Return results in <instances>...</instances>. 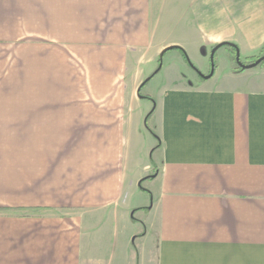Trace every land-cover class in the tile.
Returning a JSON list of instances; mask_svg holds the SVG:
<instances>
[{"label":"crops","instance_id":"crops-1","mask_svg":"<svg viewBox=\"0 0 264 264\" xmlns=\"http://www.w3.org/2000/svg\"><path fill=\"white\" fill-rule=\"evenodd\" d=\"M226 42L264 0H0V264H264V65L165 52Z\"/></svg>","mask_w":264,"mask_h":264},{"label":"trees","instance_id":"trees-1","mask_svg":"<svg viewBox=\"0 0 264 264\" xmlns=\"http://www.w3.org/2000/svg\"><path fill=\"white\" fill-rule=\"evenodd\" d=\"M220 47H228V48H230V49L232 50V52H233V59H234V61L236 62V68H235L234 70H235V71H238V72H241V71L245 70L244 66H245L246 64H250V63L255 62V61H256L261 55L264 54V48H263L262 51L259 53V55H257V56L246 57V59H249L248 62H246V63H242V62H240L239 59L237 60V58H239V53H238L239 51H238V47H237L236 45H233V44H231V43H227V42H226V43H222V44L220 45ZM220 47H219V48H220ZM168 50H178V51L181 53V56H182L184 62L186 63V65L189 66L192 70H195V71H196V68L194 69L193 65L191 64V62H190L189 59H188L187 54L185 53V51H184L181 47H179V46H173V47H171V48H169V49H166L165 52L168 51ZM210 60H211V69H212L213 72H214L213 57H211ZM262 65H264V60L258 65V67H259V66H262ZM256 67H257V66H256ZM160 68H161V59L159 58V60H158V67H157V69H156V70H155V71L149 76V79H150L152 76H154L157 72H159ZM211 76H212V75H210V73H209V74H207L206 76L202 75V76H200V77H201V79H206V78H209V77H211ZM142 86H143V84L141 85V87H142ZM141 87H140V88H141ZM140 88H139V90H138L139 97H141V98H147V99L150 100L149 97H144V96H142V95L140 94ZM151 115H152V111L146 116V119H145V125H146V126H147L148 119L151 117ZM147 129H148V131L151 133V135H152V136L158 141V142H157V145H156V148H158L159 145H160L159 138L154 134V132H153L148 126H147ZM153 176H154V175H149V176L143 178V179L140 181L139 188H140L142 191L148 193L147 190H145L144 188H142L141 184H142V182L145 181V180H151V179L153 178ZM148 194H149V193H148ZM149 195H150V194H149ZM147 209H148V208H147ZM1 210H2V209H1ZM3 210H7V209H3Z\"/></svg>","mask_w":264,"mask_h":264},{"label":"rangeland","instance_id":"rangeland-1","mask_svg":"<svg viewBox=\"0 0 264 264\" xmlns=\"http://www.w3.org/2000/svg\"><path fill=\"white\" fill-rule=\"evenodd\" d=\"M170 51H175V50H169V51H167V53H171ZM167 57V56H166ZM210 58H211V54H209V56L208 57H200V59H201V61H202V63L204 64V65H206L207 66V71L206 72H208L207 74H209L210 73V69H211V60H210ZM239 60H240V62H242V63H246V62H248V60L249 59H246V57L245 58H243V57H240V54H239ZM190 61V60H189ZM191 62V61H190ZM230 65H236V62L234 61V59H233V52H232V50L230 49V48H228V47H220V48H218L216 51H215V53H214V55H213V65H214V71L217 69V70H220V68L222 67V65H224V66H229V64ZM161 64H162V62H161ZM165 64H166V61H165ZM192 65H193V67H194V69L196 68V73L199 75V76H202L203 74H201V72H200V70L198 69V67L195 65V64H193V63H191ZM246 65H249V64H246ZM245 65V66H246ZM157 67H158V64H157ZM157 67H156V69H157ZM155 69V70H156ZM154 70V71H155ZM192 71V70H191ZM214 74V73H213ZM0 100H8V98L7 99H2V96H1V99ZM152 107H153V104H152ZM147 124L149 125V122H147ZM146 181V180H145ZM148 181V180H147ZM146 190V189H145ZM144 192V191H143ZM146 193V192H145Z\"/></svg>","mask_w":264,"mask_h":264},{"label":"water","instance_id":"water-1","mask_svg":"<svg viewBox=\"0 0 264 264\" xmlns=\"http://www.w3.org/2000/svg\"><path fill=\"white\" fill-rule=\"evenodd\" d=\"M222 44V43H221ZM221 44L215 45L211 50V57H213L215 51L220 47ZM239 58H237L238 60ZM264 60V54L261 55L255 62L250 63L249 65L244 66L245 69L254 68L258 66L262 61ZM213 73V70L211 69L210 75Z\"/></svg>","mask_w":264,"mask_h":264}]
</instances>
